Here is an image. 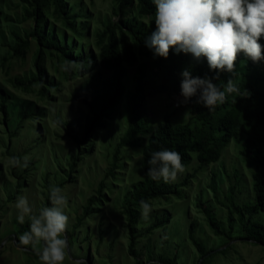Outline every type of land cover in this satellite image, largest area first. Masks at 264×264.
<instances>
[{"label":"rangeland","instance_id":"1","mask_svg":"<svg viewBox=\"0 0 264 264\" xmlns=\"http://www.w3.org/2000/svg\"><path fill=\"white\" fill-rule=\"evenodd\" d=\"M81 1L89 13V30L95 42L97 33L102 32L109 22L119 20L113 12L116 0ZM24 15L25 6L19 0H0V91L10 99L6 108L7 123H3L0 112V264H40L36 250L18 242L19 235L29 227L17 222L15 201L18 195L26 196L32 214H38L41 208L50 206L49 190L56 185L63 189L67 200L65 212L69 216L64 264H137L128 252L127 219L123 209L126 192L132 183L144 178L142 147L119 150L120 168L115 171V178L106 176L128 126L126 94L134 91L138 66L150 64L152 58H141L135 65H125L123 83L126 91L121 104L109 112L110 117L103 127L93 130L87 140L89 151L85 146L79 148L75 137L79 140L85 137L84 130L92 115L83 104L73 99L82 81H66L62 74L64 64L56 56L47 49L42 56L46 76L54 79L60 88L50 94L52 99L42 100L36 90L24 92L13 86L15 78L32 75L38 51L33 41L24 59L11 58V54L9 57L13 32L23 36L35 29V21L25 19ZM50 20L62 26L56 18L50 17ZM92 53H98L95 46ZM8 57L9 60L5 61ZM27 102L34 103L44 113L32 121H25L24 117L31 113ZM176 103L162 94L149 98L150 131L156 133L160 130L167 114L173 124L187 123L189 111L177 107ZM17 129H20L17 136L11 139L10 135ZM144 137L146 142L149 134ZM244 138L232 139L223 149L220 160L209 166L201 168L196 154H193L191 163L178 173L174 181L166 183L180 185L179 194L171 193L165 199L153 200L149 214L146 217L140 214L136 228L144 236L140 235L136 249L142 264H162L159 257L166 254L171 257L177 254L179 264H200L196 247L190 239L192 229L194 237L213 249L212 252L230 247L226 256L217 255L212 264H264L262 246L241 239L239 234L226 244L224 237L214 234L204 212V208L210 211L228 230L233 205L253 204L254 168L242 154ZM84 151L88 152L73 168L72 157ZM14 157H20L22 163L16 165ZM102 181L106 185L102 197L85 213L88 199L98 197ZM167 217H170L169 223L149 235L145 233L153 223ZM232 218V223L239 226L235 211ZM256 218L263 221L264 214L253 219ZM28 220L26 216L25 222Z\"/></svg>","mask_w":264,"mask_h":264},{"label":"trees","instance_id":"2","mask_svg":"<svg viewBox=\"0 0 264 264\" xmlns=\"http://www.w3.org/2000/svg\"><path fill=\"white\" fill-rule=\"evenodd\" d=\"M19 1L25 6L24 18L33 19L36 26L32 32H26L23 36L13 32L14 42L9 57L11 54V58L24 59L31 50L33 41L36 42L38 51L32 75L15 78L13 86L24 92L36 90L42 100L49 99L50 94L58 92L60 88L54 79H48L46 76L42 56L45 49L56 56L57 60L64 64L62 74L66 81H82L75 90L73 99L83 104L92 115L84 130L85 137L80 140L75 137L79 148L85 146L89 151L87 140L93 130L103 127L105 120L110 117L109 112L121 104L126 91L123 83L125 65H135L141 58H152L150 64L141 63L138 66L134 91L126 94L128 126L115 152L112 168L106 176L115 178V171L120 168L121 162L118 157L119 150L124 147H142L141 165L144 178L132 183L130 190L126 192L123 209L127 219L128 252L136 259L137 264H142L136 248L140 235L144 236V233L136 228L141 214L140 201L147 200L151 203L158 198L165 199L171 193L178 195L180 187L153 181L146 175L151 152L164 148L178 151L184 168L191 163L192 155L196 154L202 168L219 161L223 149L232 139L240 136L245 137L242 154L254 168V202L252 205H233L228 218V230L210 211L204 208V212L214 234L224 237L226 244L239 234L241 239L254 241L264 248V220L253 219L264 214V61L257 64L242 55L238 56L235 72L240 94L235 99L229 97L224 104L217 106L214 111H209L196 102V97L185 102L180 95L181 72L184 69L190 70L193 76L215 77L206 61L197 62L190 55H175L171 50L168 59H154L152 52L145 46L146 37L155 28V6L152 0H116L113 12L119 20L109 22L102 32L96 34L95 42L89 30V13L81 0ZM50 17L59 20L62 26L51 21ZM260 43L264 46V37ZM93 46L98 51L97 55L92 53ZM9 57L5 61H8ZM229 78L230 74L221 73L219 79H213V82L222 86ZM35 86L36 89H33ZM158 94L166 95L167 100L176 101L177 107L187 109L190 114L187 123L173 124L171 116L167 114L162 128L156 133L150 131L149 98ZM9 103L10 99L0 91V112L4 124L8 121L6 108ZM27 104L31 113L24 117L25 121H32L44 113L43 110H38L34 103ZM19 130L11 134L10 138H15ZM147 134L149 137L145 142L144 136ZM88 151L78 152L72 157L73 168L77 166L79 158H83ZM105 186V181H102L97 191L98 197L88 199L85 213L102 197ZM199 205L203 208L201 203ZM233 211L238 214L239 226L232 223ZM169 221L170 217H167L163 221L155 222L145 233L149 235ZM25 223L29 227L30 221ZM190 239L196 247L200 264H212L217 255L226 256L230 250V247H227L212 252L213 249H209L202 240L194 237L193 229ZM178 257L177 254L173 257L168 254L160 255L159 261L162 264H179Z\"/></svg>","mask_w":264,"mask_h":264},{"label":"clouds","instance_id":"3","mask_svg":"<svg viewBox=\"0 0 264 264\" xmlns=\"http://www.w3.org/2000/svg\"><path fill=\"white\" fill-rule=\"evenodd\" d=\"M152 3L155 28L144 43L153 58L168 59L171 50L175 55H190L197 62L206 61L209 70L215 73L214 78H202L184 69L180 83L183 101L196 97L197 103L214 111L229 97L235 99L240 94L235 72L237 57L242 55L257 64L264 61V46L260 43L264 37V0H152ZM221 73L230 74L222 86L213 82ZM13 162L22 163L20 157H14ZM147 163L146 175L157 182L174 181L184 170L180 153L167 148L152 151ZM49 200L50 206L32 214L27 197L17 196V222L24 224L26 216L30 221L29 229L19 235L18 242L35 249L40 264H64L69 216L65 212L67 200L63 189L51 186ZM151 208L149 201H140L142 217Z\"/></svg>","mask_w":264,"mask_h":264}]
</instances>
